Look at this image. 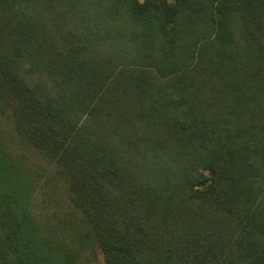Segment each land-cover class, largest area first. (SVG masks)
I'll use <instances>...</instances> for the list:
<instances>
[{"label": "trees", "instance_id": "obj_1", "mask_svg": "<svg viewBox=\"0 0 264 264\" xmlns=\"http://www.w3.org/2000/svg\"><path fill=\"white\" fill-rule=\"evenodd\" d=\"M98 254L264 264V0H0V264Z\"/></svg>", "mask_w": 264, "mask_h": 264}, {"label": "rangeland", "instance_id": "obj_2", "mask_svg": "<svg viewBox=\"0 0 264 264\" xmlns=\"http://www.w3.org/2000/svg\"><path fill=\"white\" fill-rule=\"evenodd\" d=\"M32 160H36L31 157ZM41 181L35 184L31 190L30 210L34 219L40 224L57 225L59 220L64 219L67 204L64 195L58 190L44 185ZM49 229V227H48ZM98 264H103L101 254L97 255Z\"/></svg>", "mask_w": 264, "mask_h": 264}]
</instances>
